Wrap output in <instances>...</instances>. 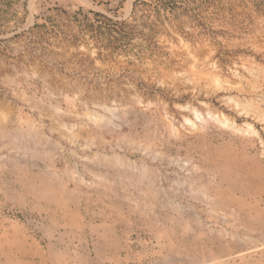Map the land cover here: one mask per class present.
I'll list each match as a JSON object with an SVG mask.
<instances>
[{
    "label": "rangeland",
    "instance_id": "1",
    "mask_svg": "<svg viewBox=\"0 0 264 264\" xmlns=\"http://www.w3.org/2000/svg\"><path fill=\"white\" fill-rule=\"evenodd\" d=\"M0 264H264V0H0Z\"/></svg>",
    "mask_w": 264,
    "mask_h": 264
}]
</instances>
